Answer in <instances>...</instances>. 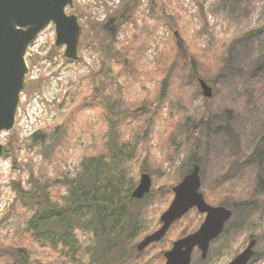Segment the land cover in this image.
Wrapping results in <instances>:
<instances>
[{"label": "rangeland", "instance_id": "obj_1", "mask_svg": "<svg viewBox=\"0 0 264 264\" xmlns=\"http://www.w3.org/2000/svg\"><path fill=\"white\" fill-rule=\"evenodd\" d=\"M96 2L81 0L71 11L83 18L78 60H59L39 81L28 80V91L41 90L49 74L63 71L55 126L39 129L41 139H24L17 124L3 133L9 150L0 158V264H164V252L198 230L204 213L193 208L160 241L143 251L137 245L161 226L173 187L196 164L207 201L234 213L206 257L195 248L192 264H229L253 239L248 264H264V0ZM123 8V18L108 23ZM39 45L32 59L40 67L63 52L52 35ZM90 51L100 62L88 72ZM200 78L213 88L211 97ZM117 151L122 162L113 159ZM143 173L151 177L150 192L140 204L133 197L123 202L135 211L136 233L129 220H107L124 245L98 236L87 207L66 244L55 225L53 233L35 235V206L14 186H38L66 202L81 184L90 201L101 198L109 179L134 190ZM117 207L99 210L106 217Z\"/></svg>", "mask_w": 264, "mask_h": 264}, {"label": "water", "instance_id": "obj_2", "mask_svg": "<svg viewBox=\"0 0 264 264\" xmlns=\"http://www.w3.org/2000/svg\"><path fill=\"white\" fill-rule=\"evenodd\" d=\"M74 8V0H0V135L12 131L16 123V110L20 92L26 87L28 71L25 53L38 33L53 22L57 32V46H65V56L78 57V47L83 28L75 13L67 14ZM199 84L205 97L213 95V88L200 78ZM9 147L0 142V158L7 154ZM151 190V177L143 173L132 197L142 199ZM174 198L161 215V226L145 236L137 245L143 251L150 244L160 241L170 227L193 208L205 214L198 230L176 240L164 252V264H192L195 248L206 257L211 243L224 231L233 216V210L223 205H212L201 192L200 166L193 169L173 187ZM256 241H250L246 249L229 264H248L254 255Z\"/></svg>", "mask_w": 264, "mask_h": 264}, {"label": "trees", "instance_id": "obj_3", "mask_svg": "<svg viewBox=\"0 0 264 264\" xmlns=\"http://www.w3.org/2000/svg\"><path fill=\"white\" fill-rule=\"evenodd\" d=\"M125 8V7H124ZM119 12L118 15L112 17L108 23L116 24L120 18H123V14H125L128 9H124ZM105 28H109L108 24H105ZM102 72V69L100 70ZM100 72V73H101ZM35 139H41L42 136L39 134L34 135ZM113 159H117L119 162H122L123 154L120 151L113 153ZM100 164L96 167L97 172H99V168L101 171ZM123 176V174H122ZM63 181L62 183H65ZM120 184H115L111 179H109L108 184L105 186V190L101 198H97L95 195L92 200H87V190L81 184H79V188H74L73 192H71L72 196L66 202H58L52 201L49 194L44 193L37 189L38 186H35L31 190H24L21 185H14L15 189L22 200H26L27 203L33 204L35 206V214L30 222V229L31 231L35 232V235L41 237L47 232H52L53 225L63 228L64 234L62 236L64 244L67 243L68 238L70 237L71 233L69 228H72V224L79 218L80 209L85 207L89 208L93 211V216L91 219L88 220V224H93L94 218L96 221L94 222L93 226L96 227V232L98 236H114L115 240L119 245H124L125 239H123L121 233H116L114 235L113 231L107 227V220H112L113 216H116L117 219L124 218L129 220V227L131 231V235L136 233L137 229V216L135 211L132 210L126 203L123 204L126 200H131L133 188H125L123 189V179L119 180ZM94 186V185H92ZM89 186V189L92 188ZM219 187V185L217 186ZM46 191V190H45ZM99 192V190H98ZM230 192V191H227ZM207 200V194H205ZM144 198V197H143ZM136 199L135 203L140 204L144 199ZM214 202L218 199H212ZM210 203V202H209ZM103 204V205H102ZM85 205V206H84ZM118 205L117 209L112 212V214L107 215L106 217L103 216L99 207H112ZM84 206V207H83ZM95 215V216H94ZM53 221H50V220ZM53 233V232H52Z\"/></svg>", "mask_w": 264, "mask_h": 264}, {"label": "built area", "instance_id": "obj_4", "mask_svg": "<svg viewBox=\"0 0 264 264\" xmlns=\"http://www.w3.org/2000/svg\"><path fill=\"white\" fill-rule=\"evenodd\" d=\"M80 1L81 0H74L75 6L76 3L79 4L78 2ZM93 1L94 0H88L90 7H92V4L95 5L97 3L96 0L95 2ZM115 1L116 0H113L112 3H114ZM82 21L83 18L78 15V22L82 26L84 32V26L82 24ZM45 34L46 36L52 35L53 43H55V46H57L56 27L52 22H50L42 31L38 33L34 42L30 44L26 50L25 58L28 67V71L26 74L27 83L28 80L31 82L32 80L34 81L35 79H38L39 81L41 79L40 75L42 73V70H47L50 64L54 63V67H55L57 64L58 65L60 64L59 60H63L66 63L67 61L70 63H75L79 58V53H78V57L76 59H68L64 54L65 47L57 46V48H62L63 50L62 53L56 51L57 52L56 55L51 59L46 56L45 59L42 60L43 61L42 63H44L42 67H40V65L38 64H35L32 59L34 50L35 47L40 46L39 43L41 42ZM43 43L41 46L42 48H43ZM89 54H90L89 65L84 64V67L88 72L91 69L89 66L91 65L92 62H100V58L97 54L91 53V51L89 52ZM58 72H59V76H56V72H54V74H49V78L47 80L44 79L45 83L43 84V89L28 91L26 87L24 90L20 92L19 103L16 110V124L24 139L29 140L30 138H33L35 134L39 133L38 132L39 129L47 128L49 126H55L54 123L58 119V116L60 115V108L58 106L59 103L58 101L60 99V91L62 90V85L64 81L63 71L58 70ZM4 133H8V132H4ZM2 137L3 134H1L0 136L1 143H3Z\"/></svg>", "mask_w": 264, "mask_h": 264}, {"label": "flooded vegetation", "instance_id": "obj_5", "mask_svg": "<svg viewBox=\"0 0 264 264\" xmlns=\"http://www.w3.org/2000/svg\"><path fill=\"white\" fill-rule=\"evenodd\" d=\"M76 6L74 5V8H75ZM69 13V12H68Z\"/></svg>", "mask_w": 264, "mask_h": 264}]
</instances>
